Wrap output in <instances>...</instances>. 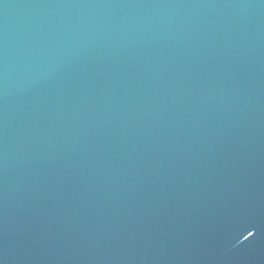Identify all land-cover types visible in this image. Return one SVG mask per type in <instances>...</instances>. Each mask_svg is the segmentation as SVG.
Instances as JSON below:
<instances>
[{"label": "water", "instance_id": "1", "mask_svg": "<svg viewBox=\"0 0 264 264\" xmlns=\"http://www.w3.org/2000/svg\"><path fill=\"white\" fill-rule=\"evenodd\" d=\"M0 264H264V0H0Z\"/></svg>", "mask_w": 264, "mask_h": 264}]
</instances>
